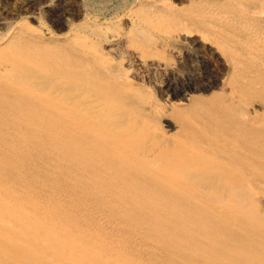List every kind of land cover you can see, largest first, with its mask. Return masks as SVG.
<instances>
[{
	"label": "bare ground",
	"instance_id": "bare-ground-1",
	"mask_svg": "<svg viewBox=\"0 0 264 264\" xmlns=\"http://www.w3.org/2000/svg\"><path fill=\"white\" fill-rule=\"evenodd\" d=\"M169 3L0 36V264H264V0ZM198 41L227 77L185 107L121 62Z\"/></svg>",
	"mask_w": 264,
	"mask_h": 264
},
{
	"label": "rangeland",
	"instance_id": "rangeland-1",
	"mask_svg": "<svg viewBox=\"0 0 264 264\" xmlns=\"http://www.w3.org/2000/svg\"><path fill=\"white\" fill-rule=\"evenodd\" d=\"M168 3L181 5V8L187 5V0H168ZM131 4L132 0H0V36H5L12 28H25L38 36L46 35L56 40L65 37L71 28L85 19L100 23L113 20L129 30L125 11ZM179 44L176 52H170L171 68H148L131 53L121 56L131 80L141 87L146 97L153 98L166 109L185 107L193 97L205 98L219 92L227 77L220 55L210 46L200 41L194 45ZM162 128L170 135L178 130L172 117L162 121Z\"/></svg>",
	"mask_w": 264,
	"mask_h": 264
}]
</instances>
